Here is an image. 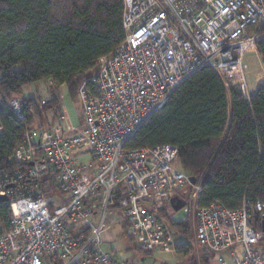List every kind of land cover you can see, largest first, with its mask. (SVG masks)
<instances>
[{"label":"built area","instance_id":"2783aa9c","mask_svg":"<svg viewBox=\"0 0 264 264\" xmlns=\"http://www.w3.org/2000/svg\"><path fill=\"white\" fill-rule=\"evenodd\" d=\"M122 1L123 40L78 88V132L24 124L10 157L19 165L0 171V196L11 211L0 232V264H134L103 249L105 233L125 222L140 251L168 248L171 237L156 212L171 209L170 198L185 191L182 209L194 219V245L203 254L217 256V264H225L223 253L233 264H264L263 232L249 223L251 210L264 213L263 201L198 206L200 183L180 168L176 146L124 148L202 67L249 96L243 56L264 39V0ZM7 107L24 120L18 97Z\"/></svg>","mask_w":264,"mask_h":264},{"label":"trees","instance_id":"16d2710c","mask_svg":"<svg viewBox=\"0 0 264 264\" xmlns=\"http://www.w3.org/2000/svg\"><path fill=\"white\" fill-rule=\"evenodd\" d=\"M122 14V0H0V171L19 165L10 157L22 142L24 124L33 126L37 117L50 125L59 109L56 96L40 102L21 97L23 87L45 80L66 85L70 96L78 97L97 60L123 40ZM256 51L264 65V39ZM13 96L21 101L23 121L7 107ZM162 144L178 148L180 168L200 183L198 206L218 200L236 209L244 199L264 202V82L247 96L241 88L226 89L212 67L197 70L143 121L124 148ZM169 211L161 209L156 216L166 228L190 237L188 215L176 221ZM10 216L9 204L0 202V232ZM263 219L264 213L250 211L256 231L262 232ZM121 227V235L130 239L125 222ZM173 247L191 253L189 264H199L190 242ZM211 257L202 255L200 263L208 264Z\"/></svg>","mask_w":264,"mask_h":264},{"label":"rangeland","instance_id":"374dc122","mask_svg":"<svg viewBox=\"0 0 264 264\" xmlns=\"http://www.w3.org/2000/svg\"><path fill=\"white\" fill-rule=\"evenodd\" d=\"M243 60L247 65V84L250 91L252 92L255 90V84L259 85L264 82V65L261 62V58L258 55L257 51L253 50L246 52L243 56ZM20 96L23 98L33 97L39 102L41 99H47L49 97L56 96L62 104L63 110L66 111V115L68 116L69 120L65 118V120L60 119L56 122H52H55L56 124L60 123L65 129L68 124H71L73 128H77L79 126V122L82 117L81 104L78 97L72 98L70 96L66 85L56 87L54 85L52 86L45 80H40L25 85L20 93ZM49 126L50 125L48 123L42 124L39 119L35 117V122L33 124L34 129L38 131H49L52 129V127L49 128ZM82 158L86 159L87 157L84 156ZM189 191L190 190H188V192ZM166 214L169 216H173V219L176 221L185 220L187 217L183 209L174 213L171 210ZM188 220L191 225L190 237L181 235L177 232L176 229L171 227V225L167 227L168 234L171 237L172 245L166 248V250L156 249L150 251L149 253L140 251L135 246L133 240L121 235V223L114 225L109 231L105 233V243L103 249L111 252L113 255L124 261L132 262L134 264H189L191 253L189 255H183L181 253H177L173 248V246L177 243L188 241L192 244L191 250L193 251V255L195 256L196 254V256L200 258L198 259L200 263L202 255L204 254L199 248L194 245V219L192 218V215L188 216ZM237 250L239 252V248H237Z\"/></svg>","mask_w":264,"mask_h":264},{"label":"crops","instance_id":"0c3cea01","mask_svg":"<svg viewBox=\"0 0 264 264\" xmlns=\"http://www.w3.org/2000/svg\"><path fill=\"white\" fill-rule=\"evenodd\" d=\"M59 87V86H58ZM257 87V84H255V88ZM250 90V89H249ZM50 98V97H49ZM48 99V98H47ZM47 99H45V100H47ZM80 101V100H79ZM80 104H81V102H80ZM81 111H82V117H81V120H80V122H79V126L81 125V123L83 122V120H84V113H83V109H82V105H81ZM54 114V113H53ZM53 114H52V112H50L49 114H48V116L49 117H52L53 116ZM65 118L66 119H68V116L66 115V111H64L63 110V108H62V104L60 103V101H59V109H58V111H57V113H56V118L54 119V121L56 122V121H58V120H65ZM69 120V119H68ZM55 122H51L50 123V126L53 128V127H59L62 131H65L66 132V135H73V134H75L76 132H78V130H79V126L77 127V128H73V126L70 124H68V126L66 127V129L59 123V124H56ZM174 248V247H173ZM237 248H239V252H238V250H237ZM166 250V249H165ZM233 251H237V253H238V255L240 256L241 255V247L240 246H236V247H234L233 248ZM225 254V255H224ZM223 255H222V259L224 260V262H225V264H233V261H232V256H231V254L230 253H224ZM217 260V256H212L211 258H210V260H209V263L208 264H217L216 263V260ZM199 257L198 256H196V260H197V262H199ZM200 264V263H199Z\"/></svg>","mask_w":264,"mask_h":264},{"label":"water","instance_id":"95a60500","mask_svg":"<svg viewBox=\"0 0 264 264\" xmlns=\"http://www.w3.org/2000/svg\"><path fill=\"white\" fill-rule=\"evenodd\" d=\"M189 179L192 184L196 182V178L194 176H190ZM10 186L11 185H9V187ZM185 196H186V192H182L181 194H175L170 198L169 205L173 212H177L185 206L186 204ZM6 199H7L6 196H0V202L6 201ZM262 232H264V219L262 220Z\"/></svg>","mask_w":264,"mask_h":264},{"label":"flooded vegetation","instance_id":"af4514ba","mask_svg":"<svg viewBox=\"0 0 264 264\" xmlns=\"http://www.w3.org/2000/svg\"><path fill=\"white\" fill-rule=\"evenodd\" d=\"M182 193V192H181Z\"/></svg>","mask_w":264,"mask_h":264}]
</instances>
